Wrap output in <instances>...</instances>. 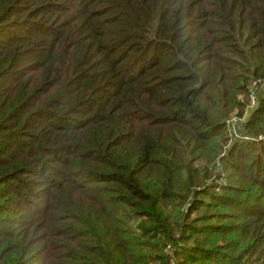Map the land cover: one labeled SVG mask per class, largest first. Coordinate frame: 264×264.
<instances>
[{"label": "trees", "instance_id": "trees-1", "mask_svg": "<svg viewBox=\"0 0 264 264\" xmlns=\"http://www.w3.org/2000/svg\"><path fill=\"white\" fill-rule=\"evenodd\" d=\"M251 79L264 0H0V264H264Z\"/></svg>", "mask_w": 264, "mask_h": 264}, {"label": "rangeland", "instance_id": "rangeland-1", "mask_svg": "<svg viewBox=\"0 0 264 264\" xmlns=\"http://www.w3.org/2000/svg\"><path fill=\"white\" fill-rule=\"evenodd\" d=\"M252 82H255V81H253V79H251L250 80V84H248V85L250 86ZM257 88H258L257 89V94L259 92L260 97H262L263 96L262 95V89L264 88V84L263 83L259 84L257 86ZM240 100L244 101V98L241 97ZM243 110H241L242 111V116L237 115L235 113H232L229 116L230 119L232 117H234V118H232V121L234 122V124H232V123L229 122V120H230L229 118H228L229 120L226 121V123L229 125L228 128H227V130H228L229 136L232 139L231 141H236V140L237 141H241V140H250V141L251 140H255L256 141V139L257 140L264 139V137H263L262 134L261 135H258L256 137H251V136H254V135H250V134H248L244 130L245 129L244 128V125H245V123H246V121H247V119H248V117H249V115L251 113V110H249L248 108H246V110L244 111V113H243ZM234 112H237V111H234ZM235 118H236V121H235ZM236 123H237V125H236ZM233 125H235V126H233ZM259 138H261V139H259ZM166 252L167 253H165V254H166L167 258H169L168 264H175V257L173 256L172 249H170V248L167 249L166 248Z\"/></svg>", "mask_w": 264, "mask_h": 264}, {"label": "built area", "instance_id": "built-area-1", "mask_svg": "<svg viewBox=\"0 0 264 264\" xmlns=\"http://www.w3.org/2000/svg\"><path fill=\"white\" fill-rule=\"evenodd\" d=\"M257 106V83L256 82H252L250 85V93L248 95V104H247V108L249 110L254 109ZM234 118V117H232ZM232 118L229 120L230 123L234 124V122L232 121ZM236 121V118H235ZM239 122V121H238ZM237 122V123H238ZM236 123V125H237ZM235 126V125H233Z\"/></svg>", "mask_w": 264, "mask_h": 264}]
</instances>
